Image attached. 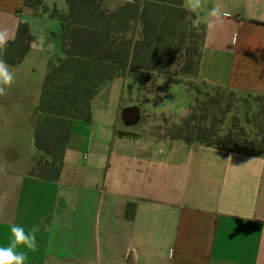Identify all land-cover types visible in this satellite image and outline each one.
<instances>
[{"label":"crops","instance_id":"obj_1","mask_svg":"<svg viewBox=\"0 0 264 264\" xmlns=\"http://www.w3.org/2000/svg\"><path fill=\"white\" fill-rule=\"evenodd\" d=\"M217 2L228 14L221 21L208 16ZM194 14L206 33L190 81L264 96V0H204ZM20 24L33 41L20 62L8 64L14 81L0 96V246L10 243L16 223L39 229L35 252L17 249L27 253L26 264H264V155L171 140L155 132L139 103L122 108L96 99L123 87L120 77L93 98L90 121H74L59 179L29 175L59 24L24 0H0V31L9 42ZM42 35L54 50H40ZM93 211L104 224L96 235L87 230Z\"/></svg>","mask_w":264,"mask_h":264},{"label":"trees","instance_id":"obj_2","mask_svg":"<svg viewBox=\"0 0 264 264\" xmlns=\"http://www.w3.org/2000/svg\"><path fill=\"white\" fill-rule=\"evenodd\" d=\"M44 2L24 0V6L33 9L35 15H46L59 24L58 32L52 34L58 52L49 61L41 90L33 132L36 156L28 173L41 180L57 181L73 123L91 120V101L105 83L120 77L129 90L134 85L141 87L153 73L169 84L190 81L198 72L206 26L183 7V0H133L114 7L109 0H65V12L49 9ZM196 19L199 22L194 27ZM197 30L201 36L196 40ZM32 41L28 26L20 24L16 40L0 49V56L15 65L29 51ZM238 95L251 98L259 113L263 109L258 105L264 96ZM247 116L239 111L236 117L243 120L239 121L242 126L234 125L218 136L214 127L201 130L191 126L194 117L190 116L176 127V134L167 130L164 136L230 153L263 156L264 128ZM243 126L252 127L263 137L257 133L248 142ZM183 130L187 132L184 136Z\"/></svg>","mask_w":264,"mask_h":264},{"label":"rangeland","instance_id":"obj_3","mask_svg":"<svg viewBox=\"0 0 264 264\" xmlns=\"http://www.w3.org/2000/svg\"><path fill=\"white\" fill-rule=\"evenodd\" d=\"M48 1V4L55 5L59 11L65 12L67 9L65 0ZM122 2L126 1L122 0ZM198 22L196 19L192 25L195 27ZM195 32L194 36L197 40L201 33L200 30ZM128 83L130 84L131 80H128ZM96 99L117 103L122 108L131 102L139 103L142 115L151 123H155V132L157 133H165L170 130L176 134V127L193 116L194 122L190 123L191 126L195 125L201 130L214 127L217 132L216 136H218L220 132L229 131L234 125L242 126V123L239 122L241 119L237 118L241 110L248 114L249 121H254L264 128V101L258 105L263 107L259 113L255 108L256 103L247 96L216 88H206L187 79H184L182 84H169L163 77L155 73L149 75L141 87L134 85L128 90L125 85L122 87V82H120L118 89L115 86L104 89ZM236 119L238 121L234 122ZM243 128L249 138L248 142H251L257 133L263 137L259 131H254L252 127L243 126ZM186 134L187 132L183 130L182 135ZM94 214L93 211L87 222V230L96 235L97 231L102 232L104 224L102 221L100 223L95 221ZM112 224H116L115 221ZM112 228L116 231V226Z\"/></svg>","mask_w":264,"mask_h":264},{"label":"clouds","instance_id":"obj_4","mask_svg":"<svg viewBox=\"0 0 264 264\" xmlns=\"http://www.w3.org/2000/svg\"><path fill=\"white\" fill-rule=\"evenodd\" d=\"M204 6V0H186V8L190 12H197ZM227 12L224 11L223 5L217 2L208 10V16L214 21H221L227 17ZM212 26L211 24L209 25ZM9 42V34L7 30L0 31V49H4ZM40 50H54L55 44L51 42L45 43L43 35L39 40ZM14 81V74L10 70L8 63L0 56V96L6 94V89L11 87ZM11 240L7 246H0V264H26L28 260L25 251H18L19 247L35 252L37 250L36 233L39 229L33 226L26 231L25 228L13 223L10 225Z\"/></svg>","mask_w":264,"mask_h":264}]
</instances>
